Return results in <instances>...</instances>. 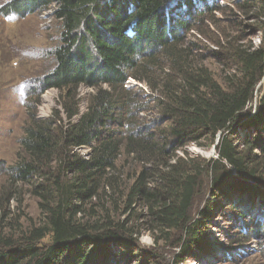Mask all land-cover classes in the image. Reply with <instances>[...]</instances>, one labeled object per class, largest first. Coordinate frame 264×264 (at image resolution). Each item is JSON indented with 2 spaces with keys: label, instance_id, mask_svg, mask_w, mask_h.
<instances>
[{
  "label": "trees",
  "instance_id": "trees-1",
  "mask_svg": "<svg viewBox=\"0 0 264 264\" xmlns=\"http://www.w3.org/2000/svg\"><path fill=\"white\" fill-rule=\"evenodd\" d=\"M174 1L9 0L0 9L15 18L51 10L59 30L53 67L26 109L21 156L9 167L14 183L31 186L38 225L0 238V264H131L143 232L154 244L144 264H167L165 247L177 249L171 264L205 256L218 195L234 212L240 204L230 196L257 200L263 215L244 221L241 211L227 246L261 238L264 96L251 107L261 82L264 89V26L260 46L233 52L236 67L218 83L196 48L184 45L186 20L168 13L191 15L192 2L203 0L178 9ZM254 2L263 19L264 0ZM220 11L206 6L198 17ZM129 79L147 87L150 101L126 89ZM80 87L91 90L84 112ZM48 90L59 92L58 109L40 119L38 97ZM144 111L152 121L138 117ZM192 145L214 148L216 157L190 156L183 149Z\"/></svg>",
  "mask_w": 264,
  "mask_h": 264
},
{
  "label": "rangeland",
  "instance_id": "rangeland-1",
  "mask_svg": "<svg viewBox=\"0 0 264 264\" xmlns=\"http://www.w3.org/2000/svg\"><path fill=\"white\" fill-rule=\"evenodd\" d=\"M8 1L0 0V9ZM183 1L172 2L175 4L173 8L178 5L176 9L181 8ZM255 3L254 0H203L192 3L194 10L191 15L187 13L184 17L185 8L181 9V15L168 12L170 16H180V19L186 20L191 30L186 32L183 29L179 32L184 39V45L196 48L195 53L218 83L223 82L225 76L236 67L233 52L242 46L245 49H256L260 46L259 29L264 26V18L261 19L262 11ZM206 6H217L221 11L214 13L213 17L210 14L198 17ZM51 14V10L24 18L4 17L0 14V238L17 239L27 228L38 225V202L31 195V186L14 183L9 175V167L21 156L20 142L27 119L26 109L39 94L37 92L40 79L53 67L50 51L59 43V30L58 23ZM259 85L252 101V112L258 108V102L264 96V89L261 88L263 82ZM125 87L140 95L143 103L150 101L151 93L143 84L129 79ZM90 93L91 90L86 87L78 89L80 112L85 111ZM58 94L56 90H48L38 97V118H48L53 110L58 109ZM150 113L144 111L138 117L147 123L152 121ZM183 150L193 157H216L212 148L192 145ZM85 152L86 148L81 149L82 154ZM179 155H182V151ZM207 196L206 193L204 196L200 194L196 199L193 215H197L204 207V197L207 199ZM230 197L240 204L235 212L226 198L218 195L215 199L216 210L208 220L211 250L205 256H192L179 264H264V249L258 248L260 242L264 245V230L260 239L251 240L249 244L232 248L227 246L234 233L240 232L239 216L242 212L244 221L250 215L263 216L260 215L261 205L257 200L248 201L244 195ZM137 212L145 213L142 209ZM153 247V239L143 232L134 249V257L127 256V259L133 264L140 256L139 261L144 264L143 251L149 253ZM215 250L217 254L211 257ZM160 251L158 250L165 263L171 264L177 249L165 247Z\"/></svg>",
  "mask_w": 264,
  "mask_h": 264
},
{
  "label": "water",
  "instance_id": "water-1",
  "mask_svg": "<svg viewBox=\"0 0 264 264\" xmlns=\"http://www.w3.org/2000/svg\"><path fill=\"white\" fill-rule=\"evenodd\" d=\"M212 149H213V152H215V151H214V148H212Z\"/></svg>",
  "mask_w": 264,
  "mask_h": 264
}]
</instances>
